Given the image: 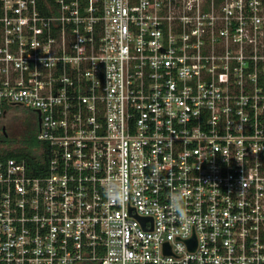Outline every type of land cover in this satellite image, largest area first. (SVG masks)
Instances as JSON below:
<instances>
[{"label": "built area", "instance_id": "built-area-1", "mask_svg": "<svg viewBox=\"0 0 264 264\" xmlns=\"http://www.w3.org/2000/svg\"><path fill=\"white\" fill-rule=\"evenodd\" d=\"M0 264H264V0H0Z\"/></svg>", "mask_w": 264, "mask_h": 264}, {"label": "trees", "instance_id": "trees-1", "mask_svg": "<svg viewBox=\"0 0 264 264\" xmlns=\"http://www.w3.org/2000/svg\"><path fill=\"white\" fill-rule=\"evenodd\" d=\"M34 122L25 121L23 126L24 129L21 134L13 135L12 130L10 135L5 140L7 149L4 151L3 155L5 158H17L26 159L28 162L35 166H40L43 163V158L39 155L37 148L39 143L36 140V133L31 129L32 125L30 123L37 124V114L33 111L32 113ZM22 125V124H21Z\"/></svg>", "mask_w": 264, "mask_h": 264}, {"label": "rangeland", "instance_id": "rangeland-1", "mask_svg": "<svg viewBox=\"0 0 264 264\" xmlns=\"http://www.w3.org/2000/svg\"><path fill=\"white\" fill-rule=\"evenodd\" d=\"M33 111L27 108H16L15 112H11L8 116L9 124L11 125V130L13 135L21 134L24 129L23 125L25 121L34 122V118L32 115ZM22 124V125H21ZM33 124V125H32ZM32 125L31 129L34 130V132H38V125L35 123H30Z\"/></svg>", "mask_w": 264, "mask_h": 264}]
</instances>
